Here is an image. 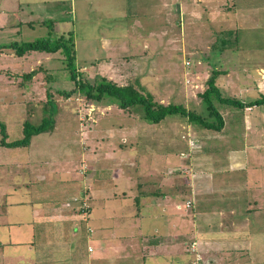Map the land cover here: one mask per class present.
<instances>
[{
	"label": "rangeland",
	"instance_id": "obj_1",
	"mask_svg": "<svg viewBox=\"0 0 264 264\" xmlns=\"http://www.w3.org/2000/svg\"><path fill=\"white\" fill-rule=\"evenodd\" d=\"M57 1L60 0L49 4L42 1L38 6L30 4L31 8L19 10L24 23L19 27H0V44L53 38L72 32L76 45L74 65L81 78L104 76L118 85H129L141 93H150L157 103L182 105L205 118L211 116L202 93L214 70L220 72L216 84L224 97L249 101L264 96V58L260 60L247 51L253 48V42L264 48V25L255 26V29L252 28L254 24L245 25L238 35V24L218 23L208 37L193 40L190 29H195L196 25L190 26L186 36L182 30L178 33L183 36L179 37L175 32L178 27L175 29L174 26H166V33H158L159 22L157 25L148 23L145 20L148 16L142 12L133 17L123 2L112 5L110 0H89L91 4L87 6V2L78 1L72 7L69 1ZM47 5H50L47 9L43 8ZM9 15V24L18 22V10H10ZM7 18L0 13V22ZM137 20L140 25L135 30ZM184 20L181 29L185 27ZM224 28L232 33L222 34ZM228 36L230 41L225 42ZM74 87L65 52L36 51L18 56L0 50V122L6 126L7 141L24 137L26 122L40 124L53 112V103L57 105L50 130L34 135L33 144L21 148L23 153L17 147L3 146V135L0 134V176L8 179L1 185L17 187L18 174L30 177L26 162H44L37 169L42 166L47 169L54 162L65 170L71 159L68 174H72L70 178L76 182L77 191L71 192L67 200L72 196H76L75 200L82 199V204H78L81 206L74 200L69 201L72 208L65 211L69 216L66 224H78L77 232L70 229L68 236L75 244L82 240L83 226H87L88 232H94L89 224L97 206V186L103 184L105 178L123 188L131 180L143 185L144 178L150 177L155 185L148 187L150 192H156L158 188H166L169 192L176 188L186 194L190 190V178L197 174L196 168L200 170L196 167L199 164H205L207 169V162H213L216 176L242 180L245 173H223L226 155L236 157L235 152L245 146L249 153L264 155V133L256 136L255 131L246 130L250 124L246 127L245 123L246 114L255 107L264 112V104L240 109L214 99L224 120L222 129L215 130L193 124L180 114L150 123L143 119L139 106L123 109L107 99L93 102L80 92L69 97L62 93ZM184 135L192 137L194 148H188V139L183 138ZM254 139L258 141L254 142ZM254 157L251 161H255ZM46 172L44 174L49 173ZM252 173L259 182H264V168L254 169ZM80 190L86 194L79 195ZM111 204L115 208L120 206L122 211L119 209L118 215L127 211L121 200ZM191 204L194 205L193 201ZM114 221L116 223L118 219ZM63 241L68 242L67 239ZM80 246L81 250L78 249L76 254L67 243L65 251L56 254L78 261L87 260L85 247Z\"/></svg>",
	"mask_w": 264,
	"mask_h": 264
},
{
	"label": "crops",
	"instance_id": "obj_2",
	"mask_svg": "<svg viewBox=\"0 0 264 264\" xmlns=\"http://www.w3.org/2000/svg\"><path fill=\"white\" fill-rule=\"evenodd\" d=\"M42 1L54 3V0H0V11L8 16L0 22V27H19L24 23L19 10L29 8L30 4L38 6ZM68 1L72 7L78 1L87 2V6L91 4L89 0L57 2ZM118 1L125 4L124 8L133 17L142 12L148 16L145 19L148 23L157 25L159 22L158 33H166V26H174L178 27L175 32L179 37L186 36L190 26L196 25L195 29H190L193 40L208 37L218 23L238 24V35L245 25L254 24V29L264 25V0H110L112 5ZM10 10H18V22L9 24ZM182 20L184 29H181ZM134 24L136 30L139 20ZM225 29L222 34L232 33ZM182 30L184 34L179 35ZM225 39L228 41L222 42L230 41L229 36ZM105 40L107 42L108 38ZM252 45L247 51L262 60L264 48L256 42ZM256 108L246 114L245 123L246 127L250 124L246 130L255 131L258 136L264 133V112ZM21 148L26 146L17 147L23 153ZM235 153L236 157L226 155L223 173L240 172L248 176L242 180L231 176L220 178L215 175L213 162H207V169L205 164H199L196 167L202 171L196 168L198 172L190 178V190L186 194L176 188L169 192L166 188L150 192L148 187L153 185L150 177L144 178L143 185L131 180L123 188L105 178V182L101 181L104 185L97 186V206L89 224L94 232H88L87 226L82 225L84 230L79 244L70 242L68 237L70 229L77 232L78 224H66L69 216L65 211L72 208L71 201H76V196L68 200L67 197L77 191L76 182L70 178L72 174H68L71 159L65 170L54 162L47 169L43 166L37 169L44 162H26L30 177L18 174L17 187L2 186L8 179L0 176V264H191L189 247L193 241H197L204 264H264V182H259L252 173L254 169L264 168V155L249 153L248 146ZM253 157L255 161H251ZM64 174L67 177H60ZM157 186H160L158 181ZM104 187L107 191H102L106 190ZM79 193L86 194L81 190ZM117 200L127 207L124 214L118 215L120 206L115 208L111 204ZM117 219L116 224L114 220ZM67 243L76 254L83 245L88 259L78 261L57 255L56 252L65 251Z\"/></svg>",
	"mask_w": 264,
	"mask_h": 264
},
{
	"label": "trees",
	"instance_id": "obj_3",
	"mask_svg": "<svg viewBox=\"0 0 264 264\" xmlns=\"http://www.w3.org/2000/svg\"><path fill=\"white\" fill-rule=\"evenodd\" d=\"M76 45L74 41V34L56 35L55 37L39 38L28 42H10L7 44H0V50L16 53L18 56H23L31 51H45L57 52L63 51L67 54L69 59V66L71 67V79L75 82V87L71 90H63L62 93L69 97L73 93L80 92L88 100L93 102H101L105 99L116 102L120 108L132 109L133 107H141L143 111V119L150 123H159L167 116L180 114L187 117L193 124H200L202 127L208 129L221 130L224 125L223 116L214 105V99H217L222 104H227L236 108L244 109L247 106L264 104V96L255 98L249 101H242L235 97H224L221 94L220 88L216 84V80L220 75L218 70H214L213 75L209 78L206 90L202 93L204 103L209 110L210 118L202 117L195 112L187 110L185 106L177 104H160L157 103L153 96L148 93L139 92L133 86H121L111 81L104 76H96L95 78H81L79 71L74 65L76 57ZM9 48V49H7ZM54 105V110L51 115L44 118L40 124L25 123L24 137L7 141V131L4 123L0 122V134L3 135L1 144L7 147H22L28 146L34 135L47 132L54 124V115L57 110V105ZM213 118V119H211ZM82 204V199L78 198L76 204ZM81 206V205H79ZM193 257V255H192Z\"/></svg>",
	"mask_w": 264,
	"mask_h": 264
},
{
	"label": "built area",
	"instance_id": "obj_4",
	"mask_svg": "<svg viewBox=\"0 0 264 264\" xmlns=\"http://www.w3.org/2000/svg\"><path fill=\"white\" fill-rule=\"evenodd\" d=\"M183 138L188 139V144L190 147H193L195 145V142L193 141L192 137H190L189 135L188 136L184 135ZM189 248H190V252L193 255L192 260H191V264H204V259H203V256L198 249L197 241H193L190 244ZM89 250L91 251L92 248L90 247Z\"/></svg>",
	"mask_w": 264,
	"mask_h": 264
}]
</instances>
